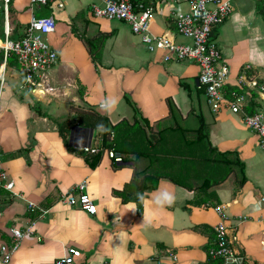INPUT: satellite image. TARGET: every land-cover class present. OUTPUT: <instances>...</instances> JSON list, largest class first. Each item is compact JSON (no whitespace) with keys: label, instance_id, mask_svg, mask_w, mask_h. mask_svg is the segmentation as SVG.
I'll list each match as a JSON object with an SVG mask.
<instances>
[{"label":"crops","instance_id":"1","mask_svg":"<svg viewBox=\"0 0 264 264\" xmlns=\"http://www.w3.org/2000/svg\"><path fill=\"white\" fill-rule=\"evenodd\" d=\"M135 1L152 2L151 33L189 42L174 24L175 15L188 9L184 0ZM230 2L229 15L211 32L220 61L229 69L227 91L236 87V77L246 65L250 76L264 84V59H253L256 51L264 53V0ZM102 5L103 0L47 4L11 0L12 38L22 36L18 27L24 32L31 16L53 18L55 28L45 40L55 51L56 62L39 73L31 87L20 84L19 67L6 63L3 72L2 83L8 76L11 86L2 100L0 121L3 126L8 120L11 129L0 136V162L17 195L0 190V243L9 240L12 227L22 228L32 221L35 235L21 241L10 264H53L67 248L80 251L74 264H199L207 259L205 246L219 222L225 224L236 252L224 264H264V205L259 200L264 195V148L258 136L241 114L227 107L211 110L197 82V64L164 62L161 52L146 50L126 22L95 16L93 6ZM237 13L239 18L234 21ZM93 52L98 53L96 60ZM254 92L256 109L264 110V92ZM105 97L118 99L112 112L99 109ZM169 101L190 129L196 127L199 115L211 144L220 151L235 152L244 164L245 182L237 185L231 173L211 188L217 196L211 206L188 204L197 191L168 178H160L155 188L145 190L140 202L122 201L113 191L123 189L131 179L132 164L139 170L147 159L115 163L103 154L91 168L81 147L98 144L99 132L73 122L65 138L57 131L58 124L65 118L71 121L67 115L75 116L79 109H92L111 124L122 118L131 122L134 113L151 126L171 123ZM17 124L21 132L15 131ZM21 148L26 152L24 158L9 156V151ZM81 180H86L95 213L60 201ZM29 201L48 209L46 215H31ZM216 205L222 207L221 214L215 211Z\"/></svg>","mask_w":264,"mask_h":264},{"label":"built area","instance_id":"2","mask_svg":"<svg viewBox=\"0 0 264 264\" xmlns=\"http://www.w3.org/2000/svg\"><path fill=\"white\" fill-rule=\"evenodd\" d=\"M31 3L47 4L55 0H29ZM188 9L175 15L174 24L177 33L189 42H175L164 35L151 33L149 29L150 17L153 11L152 2L144 4L135 0H103L102 6H93L95 16L106 19H116L126 22L133 34L138 35L147 51H159L164 62L190 61L197 64L199 72L197 82L203 89L207 104L213 112L227 107L232 113L241 114L245 125L259 138V145L264 148V110L247 113L245 107L249 102L251 91L264 92V84L257 81L248 73L249 66L243 67V72L236 77V88L225 90L229 81V69L220 61V51L216 41L211 37L213 27L221 24L231 10L230 0H184ZM11 0H0V82H3L4 68L7 59L14 55L23 78L32 82L39 73L56 62V53L45 40V35L55 28L52 17L31 16L22 36L12 39L9 24V10ZM59 4V3H58ZM264 99V98H263ZM85 153L97 151L91 143L81 147ZM104 154L113 160L121 162V158L112 150H104ZM13 191V180L2 167L0 162V190ZM259 200L264 205V195ZM66 205L95 213L96 206L87 193L86 180L78 182L74 188L60 197ZM30 212H37L38 217H44L48 209L37 206L33 202L27 203ZM221 214L222 207H214ZM34 221L20 228L12 227L9 240L0 243V264H9L13 254L25 237L34 235ZM214 246L208 253L212 257H221L224 261L234 259L235 249L224 223L219 222L214 227ZM37 238V237H36ZM80 251L67 248L65 254L53 261V264H74Z\"/></svg>","mask_w":264,"mask_h":264},{"label":"trees","instance_id":"3","mask_svg":"<svg viewBox=\"0 0 264 264\" xmlns=\"http://www.w3.org/2000/svg\"><path fill=\"white\" fill-rule=\"evenodd\" d=\"M91 55L95 60L98 58L97 52ZM7 63L19 67L13 54L9 56ZM233 89L238 90L236 87ZM255 95L254 91L250 92L249 102L245 107L247 113L258 111ZM126 101L130 103L127 98ZM168 109L171 123L160 125V122H156L155 126H151L146 118L135 113L131 122L122 118L111 124L105 116L92 109L77 110L73 123L93 130H96L98 123H102L107 128V131L96 130L100 134V142L94 144L97 151L85 153L81 150L83 159L89 167L94 168L107 149L112 150L124 163L135 161L138 157L147 159V165L139 170L132 164L131 179L123 189L113 191L122 201L130 198L140 202L145 190L155 188L160 178H168L174 184L197 191L195 198L189 200L188 204L211 206L217 202L215 191L211 189L214 185L224 181L233 172L237 185L245 182L244 164L235 152L220 151L211 144L205 123L199 115L196 127L190 129L185 117L171 101ZM69 123L72 122L58 124L57 131L62 138L68 132ZM33 214L35 213L31 212ZM214 237L215 233L205 246L206 261L199 264H224L223 258L212 257L208 253L214 246Z\"/></svg>","mask_w":264,"mask_h":264},{"label":"rangeland","instance_id":"4","mask_svg":"<svg viewBox=\"0 0 264 264\" xmlns=\"http://www.w3.org/2000/svg\"><path fill=\"white\" fill-rule=\"evenodd\" d=\"M24 26V25H23ZM23 27H18V34H20V33H23ZM1 38H2V36H1ZM11 38H12V36H11ZM12 39H15V38H12ZM18 81V79L16 80V82ZM9 82V77L8 76H6V78H5V82L4 83H2L1 84V87H0V114H1V110L3 109V101L2 100H4V98H5V93H6V89L8 88V87H10L11 86V83L9 84L8 83ZM19 82H20V84L21 85H23V86H27V87H31V86H33L34 85V81H32V82H27V81H25L24 80V78H23V80H21V79H19ZM19 84V85H20ZM13 87H15V86H13ZM34 107L35 106H31L30 108L32 109V110H35L34 109ZM73 107H71V109H72ZM68 116V118H71V121H69V122H73V120H74V114H72V116H70L69 117V115H67ZM7 118H8V116H7ZM68 120H67V118H65L63 121H61V122H67ZM17 126H18V124H17ZM11 129V125H10V123H9V121L8 120H6V122L4 123V125L2 126V122L0 121V136H3L4 137V135H7L8 134V130H10ZM23 129L21 128V126H18L17 128H15V131H17V132H21ZM21 145V144H20ZM13 148V147H12ZM11 150V149H10ZM25 151L23 150V148H21V149H19V150H16L15 151V149H14V151H9L8 152V154H9V156L11 155V156H15V158H22L24 155H25ZM25 157V156H24ZM23 157V158H24ZM4 158H6V156L5 155H3V158L2 159H4ZM17 159V160H18ZM19 248V247H18ZM18 250V249H17ZM16 250V251H17ZM15 251V252H16ZM16 258L14 257V259H13V261L15 260ZM10 263H12V261L10 260V262H9V264Z\"/></svg>","mask_w":264,"mask_h":264},{"label":"clouds","instance_id":"5","mask_svg":"<svg viewBox=\"0 0 264 264\" xmlns=\"http://www.w3.org/2000/svg\"><path fill=\"white\" fill-rule=\"evenodd\" d=\"M239 18V14H234L233 20H237ZM253 59L259 60L264 59V53L256 51ZM118 105V99L116 97H105L99 104V109L103 112H112L117 108ZM96 130L98 131H107V128L102 124L98 123L96 125ZM257 208H259V205H256Z\"/></svg>","mask_w":264,"mask_h":264},{"label":"bare ground","instance_id":"6","mask_svg":"<svg viewBox=\"0 0 264 264\" xmlns=\"http://www.w3.org/2000/svg\"><path fill=\"white\" fill-rule=\"evenodd\" d=\"M146 2V1H145ZM153 5V4H152ZM12 26V25H11ZM21 36V35H20ZM2 191V190H1ZM29 223V222H28ZM36 231V230H35ZM213 236H214V234H213ZM65 253V252H64Z\"/></svg>","mask_w":264,"mask_h":264},{"label":"water","instance_id":"7","mask_svg":"<svg viewBox=\"0 0 264 264\" xmlns=\"http://www.w3.org/2000/svg\"><path fill=\"white\" fill-rule=\"evenodd\" d=\"M90 131H91V129H90Z\"/></svg>","mask_w":264,"mask_h":264}]
</instances>
